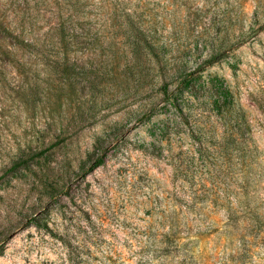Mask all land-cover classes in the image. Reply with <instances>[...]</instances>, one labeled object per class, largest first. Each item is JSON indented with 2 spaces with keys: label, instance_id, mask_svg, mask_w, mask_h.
<instances>
[{
  "label": "rangeland",
  "instance_id": "1",
  "mask_svg": "<svg viewBox=\"0 0 264 264\" xmlns=\"http://www.w3.org/2000/svg\"><path fill=\"white\" fill-rule=\"evenodd\" d=\"M224 6L0 0V264H264V29L194 77L183 113L180 92L163 102L181 80L171 55L187 69L206 59ZM241 106L260 183L191 201L173 166L201 175ZM95 151L105 160L83 176ZM252 209L263 215L243 217Z\"/></svg>",
  "mask_w": 264,
  "mask_h": 264
},
{
  "label": "trees",
  "instance_id": "2",
  "mask_svg": "<svg viewBox=\"0 0 264 264\" xmlns=\"http://www.w3.org/2000/svg\"><path fill=\"white\" fill-rule=\"evenodd\" d=\"M253 2V20H249L250 12L247 9V0L238 2V8L235 13L232 9L233 3L225 0L222 14L224 16L223 30L226 32V35L222 36L220 42L215 44L216 46L214 45L210 55L201 62H198L194 68L187 69L186 65L188 64L186 62H181L179 60L180 57L171 55L170 59L173 58L179 65L176 78L180 77L181 80L178 82L176 88L172 90L170 89L171 82L164 83L162 88V93L164 94L163 102H167L171 106L169 101L173 99V95L176 92H180L181 96L179 99H175L178 100V103H176L174 108L183 113L184 106L188 107L190 101H194V95L191 93V91H197V88H195L193 84L194 77L205 68L214 65L226 56L228 57V55L234 53L245 44L249 38L257 36V33L264 29V23L261 24L259 19L260 13L263 15L262 9L264 8V0H253ZM256 23H260V26L257 27ZM235 30L239 32L236 33ZM230 33H232V39ZM237 66H239L238 63H236L235 71ZM228 113L226 118L228 124L225 130V137L222 141L217 144L215 143L210 148L206 146L207 152L202 154L198 159L199 166L202 168L200 172L201 175L196 176L192 170L189 169V164L184 163L182 159L175 163V165L173 164L175 184L178 180L181 181L179 186L181 190L179 191H183L181 192L183 195L188 194L191 201L195 202L201 197L202 193L208 191L211 192L215 200L219 197L229 199L232 192L235 193V195L240 194L241 197L247 196V193L250 192L249 189L261 181L262 174L259 171L253 176L254 179H251V174H255L253 169L256 170L260 165L257 157L259 151L258 148L251 149L250 147V141L247 135H249L251 131V125L247 120L245 108L243 106L240 107L236 126L233 124V112H230V108ZM149 114L146 112L144 117H147ZM173 115L175 118V114ZM155 131L159 139H162L165 125L161 124L157 126ZM235 133H237L238 137H235ZM115 134L119 136V134ZM95 154L97 156L93 160H89L90 165L88 167H81V169L84 170L83 176L86 175L88 171L95 169L104 162L106 156L105 151H95ZM221 206L223 208L226 206V208L229 209L235 207L231 206L230 203L228 205L222 204ZM259 211L252 209L246 212L243 217L250 215L254 218H258L263 215V213ZM71 212L73 211H69V213Z\"/></svg>",
  "mask_w": 264,
  "mask_h": 264
}]
</instances>
